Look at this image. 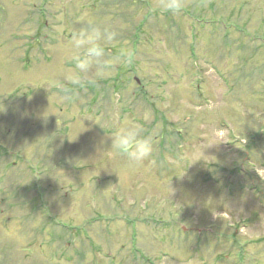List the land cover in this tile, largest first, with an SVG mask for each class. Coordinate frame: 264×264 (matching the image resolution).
Returning a JSON list of instances; mask_svg holds the SVG:
<instances>
[{
	"label": "rangeland",
	"instance_id": "obj_1",
	"mask_svg": "<svg viewBox=\"0 0 264 264\" xmlns=\"http://www.w3.org/2000/svg\"><path fill=\"white\" fill-rule=\"evenodd\" d=\"M162 2L0 0V264H264V0ZM87 22L114 67L76 86Z\"/></svg>",
	"mask_w": 264,
	"mask_h": 264
},
{
	"label": "clouds",
	"instance_id": "obj_2",
	"mask_svg": "<svg viewBox=\"0 0 264 264\" xmlns=\"http://www.w3.org/2000/svg\"><path fill=\"white\" fill-rule=\"evenodd\" d=\"M184 0H163L161 8L172 14L180 13L184 8ZM116 39V35L107 25H99L95 22H87L85 27L72 37L70 48L74 53L71 62L73 73L68 76L67 82L72 85H80L91 76L104 78L114 67L110 63L108 46ZM131 59V54L121 53L116 59ZM63 87V85H60ZM110 144L107 146L118 155L126 157L127 165L131 169L141 167L149 160L154 152L151 140L141 134L140 129L132 125H126L107 134Z\"/></svg>",
	"mask_w": 264,
	"mask_h": 264
}]
</instances>
